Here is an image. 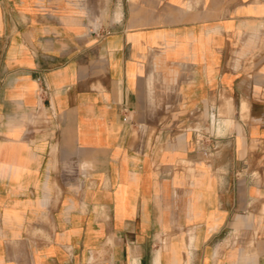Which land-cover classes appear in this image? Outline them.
I'll return each instance as SVG.
<instances>
[{
  "label": "crops",
  "instance_id": "obj_1",
  "mask_svg": "<svg viewBox=\"0 0 264 264\" xmlns=\"http://www.w3.org/2000/svg\"><path fill=\"white\" fill-rule=\"evenodd\" d=\"M0 264H264V0H0Z\"/></svg>",
  "mask_w": 264,
  "mask_h": 264
}]
</instances>
